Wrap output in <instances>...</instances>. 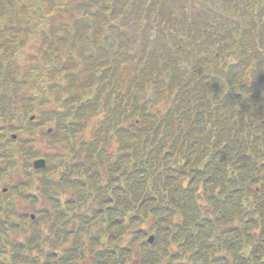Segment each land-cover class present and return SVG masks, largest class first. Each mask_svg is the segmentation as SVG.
I'll return each mask as SVG.
<instances>
[{"label": "trees", "instance_id": "1", "mask_svg": "<svg viewBox=\"0 0 264 264\" xmlns=\"http://www.w3.org/2000/svg\"><path fill=\"white\" fill-rule=\"evenodd\" d=\"M49 1L31 32L73 23L25 69L22 28H0V264H264V0H214L209 25L147 13L134 53L140 0Z\"/></svg>", "mask_w": 264, "mask_h": 264}, {"label": "rangeland", "instance_id": "2", "mask_svg": "<svg viewBox=\"0 0 264 264\" xmlns=\"http://www.w3.org/2000/svg\"><path fill=\"white\" fill-rule=\"evenodd\" d=\"M82 2V0H60L58 3L61 2ZM148 1L150 0H143L142 4L140 7L136 6L137 13L136 15H132V17L128 18V34L132 35L133 34V39L136 41L135 46L131 47V49H128L131 53H134L135 49H141L140 43L144 42V31L143 29H146V25L148 24L146 20V13L148 12L149 14V20L152 21L153 18L152 15L155 14V18H163L165 21H167L169 18H172L169 15V11L175 10L174 12L176 13L177 17L176 19H180L181 15L178 14L177 12H185L183 9H185L190 15V17H208L209 16V11L213 7L211 3L214 2V0H155L154 4L155 6L150 8V6H147ZM153 0L150 1L152 3ZM229 0L225 1H220L219 4L214 5V7H219V9H227V4ZM149 3V4H150ZM144 5V7H143ZM38 9L44 8L47 10L52 6L51 1L49 0H0V28H4V25L9 24V22H12L14 26L16 25L17 28L18 26L22 28L21 33L18 34V39L20 42L22 40V44L20 45L19 51L17 53L16 57V62L20 68L25 69L24 67H27L29 62L34 58V60H38L39 54H40V45L38 44V38L41 37L40 34L45 31V32H53L55 31L54 28H50V24L56 25L57 22H69L73 23L72 19L69 17V13L65 12L66 7H63L60 12H55L56 10L53 9L52 12L50 11L49 13L52 14L51 17H47L49 19L45 20L44 23L38 24L37 28L31 32L34 28V24L36 22V11L37 7ZM83 7V6H82ZM36 8V9H35ZM54 8V7H53ZM65 9V10H64ZM71 9V7L69 8ZM64 10V12H63ZM144 10V11H143ZM83 11V8H79L74 11L75 17L78 15L82 14L81 12ZM183 11V12H182ZM193 18V17H192ZM197 19V18H195ZM179 21V20H178ZM25 22H29V26H23L22 25ZM199 20H197V23H194L195 25H198ZM206 23L209 25V20L206 21ZM140 24L142 27L141 30L137 27V25ZM161 26V25H159ZM126 27V26H125ZM161 27H158V30ZM24 30V31H23ZM65 30V29H64ZM154 30V26L153 29ZM26 31V32H25ZM160 30L158 31V33ZM8 33V32H7ZM132 33V34H131ZM149 34V33H148ZM147 34V35H148ZM157 46H162V41L157 43ZM136 55V54H134ZM38 62V61H37ZM36 62V63H37ZM23 71V70H21ZM51 107L53 108L54 105L52 104ZM30 116V115H29ZM25 121H30L28 116L26 117ZM17 125V124H15ZM46 131V126L39 127L34 124H29L27 125V129L25 131H18L20 137H26L30 136L33 138L40 149L43 152H47L50 150V148L46 147V142L43 138V133ZM14 133L16 135V132L14 130H11L9 134ZM17 147H14L16 149ZM32 161V160H31ZM30 161V165H31ZM23 177L22 171L18 170L16 173H13V180H18ZM9 177L3 178L0 181V191L6 190L8 191V186L9 185ZM3 193V191H2ZM10 193V192H9ZM38 208L39 206H35ZM20 212L22 213H27L28 215L32 214V208L26 206L25 203H21L20 206Z\"/></svg>", "mask_w": 264, "mask_h": 264}, {"label": "water", "instance_id": "3", "mask_svg": "<svg viewBox=\"0 0 264 264\" xmlns=\"http://www.w3.org/2000/svg\"><path fill=\"white\" fill-rule=\"evenodd\" d=\"M30 119H33V116H31ZM32 164H33V167H34L35 169L42 168V167H44V165H45L44 160L41 159V158H40V159H36V160H34V161L32 162ZM151 240H152V237H149V238H148V241L150 242Z\"/></svg>", "mask_w": 264, "mask_h": 264}]
</instances>
